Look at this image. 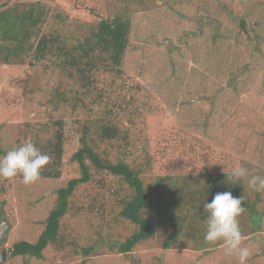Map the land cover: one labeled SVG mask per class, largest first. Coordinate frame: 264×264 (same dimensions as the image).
Masks as SVG:
<instances>
[{"label":"rangeland","instance_id":"obj_1","mask_svg":"<svg viewBox=\"0 0 264 264\" xmlns=\"http://www.w3.org/2000/svg\"><path fill=\"white\" fill-rule=\"evenodd\" d=\"M36 4L44 14L40 35L74 44L99 21L121 16L130 23L129 42L120 73H95L90 92L84 93L59 75L58 60L35 61L31 45L37 36L22 44L18 59L5 60L17 43L0 33V157L27 140L40 146L61 121L66 157L82 131L93 136L105 125L127 137L126 143L97 142V151L111 162L142 168L145 177L217 174L236 165L264 176V0H0V13L13 16ZM240 19L246 22L244 31ZM236 70L240 77L233 85L227 74L235 76ZM65 160L59 178H40L32 185L20 176L0 179V219L8 224L0 240V250H6L3 264H237L220 243L204 238L180 237L172 249L144 242L128 257L108 253L124 236L112 198L95 179L71 197L74 209L94 195L107 197L103 211L79 218L72 232L78 247H48L41 259L11 258L14 244L34 243L42 233L57 190L79 177L76 164ZM242 185L263 213L264 193ZM71 211L67 217L74 220ZM239 222L242 246L252 253L247 264H264V223L252 232L247 213ZM81 247H91V254L84 257Z\"/></svg>","mask_w":264,"mask_h":264},{"label":"trees","instance_id":"obj_2","mask_svg":"<svg viewBox=\"0 0 264 264\" xmlns=\"http://www.w3.org/2000/svg\"><path fill=\"white\" fill-rule=\"evenodd\" d=\"M39 11L40 6L36 4L30 10L20 13L15 11L13 16L7 12L0 13L1 37L7 42L17 43L13 52L11 47L7 50L5 60L9 55L18 59L24 54L22 44L32 36H37L35 45H31L35 61L46 58L58 60L59 75L71 79L84 93L90 92L93 83L91 77L95 73H120L119 68L129 42L130 23L127 19L118 16L113 20H101L82 40L69 44L60 36L38 34L44 15ZM239 27L244 31L246 22L240 19ZM236 73L238 76H234L232 71L227 74L228 81L233 85L240 77L237 70ZM55 125L57 128L49 140L40 146L35 144L51 158L41 170L40 178H59L66 158L76 164L80 175L57 190L56 201L43 221V231L37 240L34 243L14 244L9 251L11 258L29 256L41 259L42 252L48 247L55 251L78 247L79 240H75L72 232L79 225V218L93 215L97 210L103 211L107 197L105 199L104 194L100 197L94 195L89 204L88 201L80 203L82 206L75 209L74 204L71 205V197L80 186L94 179L106 191L105 194L112 198L117 211V224L124 236L123 239L120 236L118 245H111L108 253L128 257L138 251L144 242H160L161 248L172 249L177 246L176 240L180 237L202 240L206 231L203 205L211 202L218 192L231 191L235 197L244 196L245 213L254 225L252 232L257 224L264 223V212H257L254 201L246 195L243 185H232V182L227 181L225 173L230 170L217 174L145 177L142 168L136 170L124 161L111 162L107 155L97 151V142L111 143L121 139L126 143L127 137L121 138L115 127L105 125L98 128L93 136L82 131L81 136L76 138V149L66 157L65 124L60 121ZM70 211L74 220L67 217ZM112 226L108 225L107 228L113 229ZM201 229L202 234L199 233ZM80 251L84 257H88L91 247H81Z\"/></svg>","mask_w":264,"mask_h":264},{"label":"clouds","instance_id":"obj_3","mask_svg":"<svg viewBox=\"0 0 264 264\" xmlns=\"http://www.w3.org/2000/svg\"><path fill=\"white\" fill-rule=\"evenodd\" d=\"M50 159L49 155L43 154L30 140H27L0 157V179L12 180L20 176L23 184H35L40 179L41 170ZM225 174L227 181L232 182L230 183L232 185L246 183L253 192L264 193V176L252 175L242 165L233 166ZM243 202L244 196L235 197L231 191H225L216 193L211 202H205L203 205L205 241L212 245L220 243L225 254L234 256L237 264H247L252 254L250 248L242 246L244 236L239 217L246 211Z\"/></svg>","mask_w":264,"mask_h":264},{"label":"water","instance_id":"obj_4","mask_svg":"<svg viewBox=\"0 0 264 264\" xmlns=\"http://www.w3.org/2000/svg\"><path fill=\"white\" fill-rule=\"evenodd\" d=\"M8 227V224L5 220L0 222V240H2L3 235L5 234V230ZM6 259V250L4 249L1 253H0V264H3V262H5Z\"/></svg>","mask_w":264,"mask_h":264},{"label":"flooded vegetation","instance_id":"obj_5","mask_svg":"<svg viewBox=\"0 0 264 264\" xmlns=\"http://www.w3.org/2000/svg\"><path fill=\"white\" fill-rule=\"evenodd\" d=\"M1 221H3V220L0 219V222H1ZM3 250H4V249H1V250H0V253H1Z\"/></svg>","mask_w":264,"mask_h":264}]
</instances>
